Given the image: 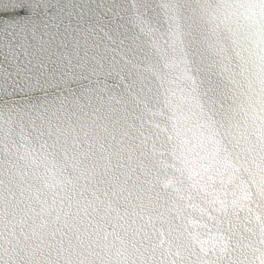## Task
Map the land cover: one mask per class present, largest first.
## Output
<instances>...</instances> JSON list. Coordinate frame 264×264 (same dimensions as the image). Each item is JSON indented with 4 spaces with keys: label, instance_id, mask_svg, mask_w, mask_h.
<instances>
[{
    "label": "clouds",
    "instance_id": "clouds-1",
    "mask_svg": "<svg viewBox=\"0 0 264 264\" xmlns=\"http://www.w3.org/2000/svg\"><path fill=\"white\" fill-rule=\"evenodd\" d=\"M124 24L136 92L109 88L95 128L0 110V264H240L245 240L218 227L231 244L205 256L189 220L264 171V0L133 5Z\"/></svg>",
    "mask_w": 264,
    "mask_h": 264
},
{
    "label": "water",
    "instance_id": "water-1",
    "mask_svg": "<svg viewBox=\"0 0 264 264\" xmlns=\"http://www.w3.org/2000/svg\"><path fill=\"white\" fill-rule=\"evenodd\" d=\"M166 2L0 0V110L22 107L21 121L41 123L52 133L95 128L98 110L110 115L101 106L117 103L109 88L136 92L132 69L142 53L126 37V11L137 5L149 12L156 3ZM215 205L219 219L201 206L195 215L203 214L206 222L189 220L193 229L211 234V240L198 242L200 250L205 256L225 253L231 239L216 230L222 227L246 241L240 248V264H264V171L259 164L247 169L237 194L225 190ZM157 239L161 247L168 245L166 235ZM208 244L211 249L204 247ZM174 255L179 259L181 252Z\"/></svg>",
    "mask_w": 264,
    "mask_h": 264
}]
</instances>
